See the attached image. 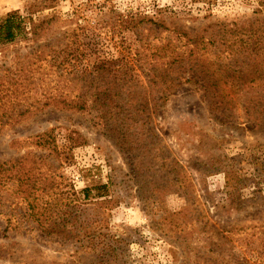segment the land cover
I'll list each match as a JSON object with an SVG mask.
<instances>
[{
  "label": "rangeland",
  "instance_id": "1",
  "mask_svg": "<svg viewBox=\"0 0 264 264\" xmlns=\"http://www.w3.org/2000/svg\"><path fill=\"white\" fill-rule=\"evenodd\" d=\"M35 1L38 0H0V19L16 11L29 17V8ZM260 1L57 0L54 8L31 16L38 21L46 15H54L60 28L50 41L52 50L49 61L42 63L44 69L51 65L60 72H75L88 68L96 70L94 68L99 66L133 81L134 90L140 94H149L152 88L138 64L140 43L135 28L144 22L140 19L153 20L158 16L159 8L170 9L181 12L175 25L193 32L194 36L207 35L221 25L233 26L236 22L252 20ZM164 18L170 24L171 20ZM153 28L161 29L155 24ZM174 34L173 29H169L165 36L169 38ZM157 36L165 37L156 32L151 38ZM69 42H74L71 48H68ZM32 49L29 42L24 41L8 49L0 46V76L7 73L6 68L13 66L17 54L26 55ZM228 90L225 94L232 95V90ZM146 98L149 99V95ZM155 99H159V94ZM230 100L232 107L228 111L214 114L208 107L209 99L203 89L185 84L172 91L168 102L152 116L158 144L165 153L171 151L174 160L184 168L185 195L168 191L157 196L151 192L146 180L160 177L159 168L152 164L147 166L151 159L142 156L144 152L130 156L124 153L112 138V132L90 121L92 116L49 109L31 123L8 131L0 137L1 162L26 153V149H11L13 140L22 142L53 126L62 133L64 128L81 131L90 137L91 143L74 150L73 166L57 171L63 201L59 203L60 196L57 195L51 199L41 198L38 192L34 194L35 203L32 200L21 202L11 218L0 216V249L15 254V257L9 255L7 259H0V264H25V254H32L46 264V261L68 264V260L82 264L81 258L95 259L89 248L85 249L87 255H75L82 243L68 241V232L77 227L71 223L72 216H81L83 220L93 215L85 213V207L77 204L85 201V188L107 184L112 164L124 169L119 172L120 181L129 180L124 189L129 185L131 188H127L128 201L107 210L104 218H100L103 226L98 229L124 239L118 247L122 248L123 262L264 264V123L257 130L256 125L245 120V104L239 93L233 94ZM152 105L150 102V112ZM219 160L232 161L236 166L240 176L237 185L235 181L230 187L223 172L204 180L199 176L202 162ZM228 171L232 183L236 174L231 169ZM257 190L260 191L255 193ZM74 192L80 201H74ZM230 193L234 197L230 198ZM241 193L247 201L231 205L230 199L231 202L238 199L235 195ZM48 200L50 204L46 208ZM29 203L35 206V217L25 220L24 216H30ZM60 233L67 238L58 236Z\"/></svg>",
  "mask_w": 264,
  "mask_h": 264
},
{
  "label": "trees",
  "instance_id": "2",
  "mask_svg": "<svg viewBox=\"0 0 264 264\" xmlns=\"http://www.w3.org/2000/svg\"><path fill=\"white\" fill-rule=\"evenodd\" d=\"M56 2L38 0L31 4L29 17L16 11L0 19L2 48L8 49L21 41L29 42V47L33 48L26 55L17 54L13 66L6 68L7 73L0 76V137L12 129L31 123L49 109L92 116L90 121L112 132V138L124 153L130 156L144 152L142 156L151 159L147 166L152 164L159 168L162 173L160 177L146 180L151 192L157 196L168 191L185 195L182 179L184 168L179 161L174 160L171 151H163L152 127V116L158 114L160 106L168 102L172 91L185 84L200 86L209 99L210 111L218 115H221L222 110L228 111L232 107L230 97L239 93L245 104V120L256 125L257 130L264 123V0L260 1V7L255 10L252 20L236 22L233 26L221 25L218 29L210 30L207 35L200 33L194 36L193 32L175 25L181 12L170 9L159 8L158 16L153 20L140 19L144 22L138 23L135 28L138 37L135 38L140 43L138 51L141 59L138 64L152 88L149 94H140L134 90L133 81L122 79L99 66L94 68L96 70L88 68L75 72H60L51 65L44 69L42 63L49 61L52 50L50 41L60 28L54 15H46L38 21L31 15L54 8ZM165 16L171 20L170 24L166 22ZM153 24L161 29L154 30ZM169 29H173L175 34L168 38L165 34ZM156 32L165 37L151 38ZM73 45L74 42H69L68 48ZM228 89L233 92L230 96L225 94ZM158 94L159 99L156 100ZM150 102L153 104L151 112ZM64 131L62 133L53 126L22 142L17 139L11 142V149H26V153L7 162L0 161V216L11 218L21 202L32 200L35 203L34 194L38 192L41 198L45 196L51 199L57 195L60 196L59 203L63 201L64 193L57 171L73 166L74 150L91 143L90 137L81 131L70 128H64ZM202 143L199 142L203 146ZM202 164L203 168L198 169V173L203 180L223 172L230 187L235 181L236 185L240 181L232 161ZM228 169L236 174L232 183L228 178ZM123 171L121 166L112 164L107 184L83 190L85 201L77 206H84L85 213L93 215L83 220L81 216H72L71 223L77 227L68 232V241L82 243L75 255H87L86 248L91 249L94 255L95 259L90 261L81 258L82 264H128L122 261V248H118L124 239L118 235H107L98 229V226H103L100 218H104L107 210L128 201L127 188L131 187L129 185L124 189V185L130 181H120L119 172ZM73 194L77 202L79 198L75 192ZM228 196L234 197L231 193ZM235 197L238 199L234 198L232 202L230 199L231 205L237 206L247 201L242 193ZM49 204L48 200L46 208ZM28 207L30 216H24L25 220L35 217V206L29 203ZM58 236L67 238L63 233ZM9 255L15 257L11 251L0 249V259H7ZM69 261L68 264H78ZM46 262L59 264L56 261ZM25 264L46 263H41L32 254H25Z\"/></svg>",
  "mask_w": 264,
  "mask_h": 264
}]
</instances>
